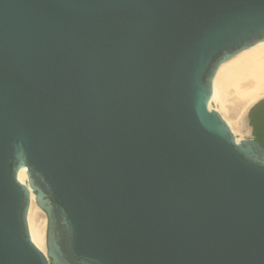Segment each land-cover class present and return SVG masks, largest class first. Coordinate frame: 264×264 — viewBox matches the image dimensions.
<instances>
[{"label": "water", "instance_id": "95a60500", "mask_svg": "<svg viewBox=\"0 0 264 264\" xmlns=\"http://www.w3.org/2000/svg\"><path fill=\"white\" fill-rule=\"evenodd\" d=\"M262 40L264 0H0V264H264V146L212 109Z\"/></svg>", "mask_w": 264, "mask_h": 264}, {"label": "bare ground", "instance_id": "6f19581e", "mask_svg": "<svg viewBox=\"0 0 264 264\" xmlns=\"http://www.w3.org/2000/svg\"><path fill=\"white\" fill-rule=\"evenodd\" d=\"M215 89L212 109L217 110L229 123L236 139L249 134L250 107L264 97V40L246 48L224 61L214 78ZM21 182L27 183L26 167L18 172ZM48 216L36 200L31 189V203L28 211V226L35 244L47 254Z\"/></svg>", "mask_w": 264, "mask_h": 264}, {"label": "trees", "instance_id": "16d2710c", "mask_svg": "<svg viewBox=\"0 0 264 264\" xmlns=\"http://www.w3.org/2000/svg\"><path fill=\"white\" fill-rule=\"evenodd\" d=\"M253 135L264 146V98L259 100L249 112Z\"/></svg>", "mask_w": 264, "mask_h": 264}, {"label": "rangeland", "instance_id": "374dc122", "mask_svg": "<svg viewBox=\"0 0 264 264\" xmlns=\"http://www.w3.org/2000/svg\"><path fill=\"white\" fill-rule=\"evenodd\" d=\"M248 114V113H247ZM250 124V123H249ZM254 136L253 135V130H252V127H251V132L249 134H245V135H239V139H243V138H248V137H252ZM48 227V225H47ZM46 246H47V243H46Z\"/></svg>", "mask_w": 264, "mask_h": 264}]
</instances>
